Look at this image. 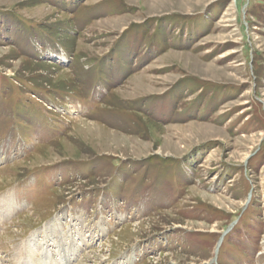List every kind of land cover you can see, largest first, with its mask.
<instances>
[{
  "label": "rangeland",
  "instance_id": "rangeland-1",
  "mask_svg": "<svg viewBox=\"0 0 264 264\" xmlns=\"http://www.w3.org/2000/svg\"><path fill=\"white\" fill-rule=\"evenodd\" d=\"M0 200V264H264V0H0Z\"/></svg>",
  "mask_w": 264,
  "mask_h": 264
},
{
  "label": "bare ground",
  "instance_id": "bare-ground-1",
  "mask_svg": "<svg viewBox=\"0 0 264 264\" xmlns=\"http://www.w3.org/2000/svg\"><path fill=\"white\" fill-rule=\"evenodd\" d=\"M246 156V155H245ZM10 204H11V202L10 201H8V200H0V216L1 215H3L4 214V211L6 210V207L7 206H10ZM55 220H56V218H55ZM56 222V221H55ZM50 223L51 224H53L52 223V221L51 222H49V226L48 225H46L45 227H44V230L43 231H45L48 227H49V229H52V226L50 225ZM73 224V223H72ZM55 226H56V230L55 231H53V232H58V226L56 225V224H54ZM74 225V224H73ZM48 226V227H47ZM72 226V225H71ZM79 227L77 226V228H76V230L75 231H78L79 233H80V231H79V229H78ZM71 229V228H70ZM41 230V231H42ZM43 231H42V234H43ZM40 232V231H39ZM68 233V232H67ZM71 233V232H70ZM67 234V242L63 239H61L60 237V242L61 243H67V245L65 246V249L64 250H66L67 251V253L66 252H58V255H60V257L58 258V260H66V261H69L70 260V258L71 257H69V255L70 256H72V254H74V252L76 251V247H73V245H72V242H73V240H74V237H71V236H73L72 235V233L71 234ZM69 237V238H68ZM65 238V237H64ZM43 239H44V234H43ZM71 239V240H70ZM45 243L43 242V245H44ZM42 245V244H41ZM41 245H40V248H41ZM29 246V245H28ZM31 247V246H30ZM51 247V245H48V248H50ZM53 247V246H52ZM42 249H43V247H42ZM51 249V248H50ZM54 249V247L52 248V250ZM77 250H78V248H77ZM27 251H28V253H31V254H33V248H31V249H27ZM42 256H43V254H42ZM26 258H28L27 257V254H26ZM55 261H56V259H54ZM57 260V261H58ZM30 262L29 263H33L32 261H31V258H30V260H29ZM56 261V262H57ZM23 262H26L27 263V261H25V260H23L22 262H21V264L23 263ZM56 262H54V263H56ZM43 263V262H42ZM48 263H50V262H48ZM28 264V263H27ZM36 264V263H35Z\"/></svg>",
  "mask_w": 264,
  "mask_h": 264
}]
</instances>
